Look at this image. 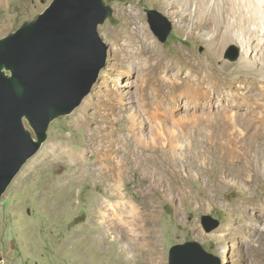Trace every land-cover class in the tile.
Returning <instances> with one entry per match:
<instances>
[{"label":"rangeland","instance_id":"obj_1","mask_svg":"<svg viewBox=\"0 0 264 264\" xmlns=\"http://www.w3.org/2000/svg\"><path fill=\"white\" fill-rule=\"evenodd\" d=\"M52 1L0 0V37ZM107 1L114 13L98 28L111 49L107 65L81 105L52 121L47 140L3 194L0 264H152L159 256L169 264L170 248L188 241L221 264H264V55L254 47L264 33L246 24L251 43L240 45L235 31L221 59L231 73L222 75L208 72L222 61L210 55L217 35L190 19L195 1ZM148 9L171 23L164 42ZM131 19L147 26L158 57L140 41H124ZM207 20L198 22L213 30ZM229 25L239 30L241 23ZM233 46L235 59L227 55ZM245 50L249 75L238 66ZM111 184L156 221L160 246L157 240L152 260L98 223L99 202L118 198ZM206 218L218 225L208 230Z\"/></svg>","mask_w":264,"mask_h":264},{"label":"water","instance_id":"obj_2","mask_svg":"<svg viewBox=\"0 0 264 264\" xmlns=\"http://www.w3.org/2000/svg\"><path fill=\"white\" fill-rule=\"evenodd\" d=\"M161 41L172 26L148 9ZM107 0H53L39 15L0 37V202L26 162L48 138L53 120L81 105L111 51L99 25L112 17ZM239 55L233 46L227 54ZM205 219L210 230L218 225ZM169 264H221L197 241L174 244Z\"/></svg>","mask_w":264,"mask_h":264},{"label":"bare ground","instance_id":"obj_3","mask_svg":"<svg viewBox=\"0 0 264 264\" xmlns=\"http://www.w3.org/2000/svg\"><path fill=\"white\" fill-rule=\"evenodd\" d=\"M187 4L191 5L192 0H185ZM193 5L195 4L197 10L195 12H190V19L193 20V25L196 29L204 28V31L213 32L217 37L213 41V46L210 50V55L212 59L222 61V53L224 46L229 43L234 37V32L239 31L238 40L240 45H244L246 42L251 43L252 31L248 30L249 27H258L260 28L259 33H264V0H193ZM164 5L168 6V0L162 2ZM189 5V6H190ZM186 7V6H185ZM194 9V8H193ZM208 19V23L213 28V30L206 28L200 22H198L199 18ZM204 21V20H203ZM135 25H132V24ZM241 23L238 25L239 30H235L233 25L229 24ZM263 24V25H261ZM125 33L124 41H140L142 43V50L144 53H147L149 56L158 57V46L154 40H152L149 30L144 23L137 22L135 19H131L126 26L124 27ZM258 33V32H257ZM242 38H241V37ZM258 42L261 46H254L260 49L262 54L264 55V39L263 36L257 37ZM235 38H233L234 40ZM257 43V44H258ZM254 44V43H252ZM244 51V50H243ZM248 51L245 50L243 55L239 61L238 66H242L245 68H241V72L246 73L245 75H249L248 70L252 66V64L248 61L247 54ZM264 58V56H263ZM159 60V59H158ZM191 65L194 69L202 71L204 66L199 65V61L191 58ZM264 62V60H263ZM162 62L159 60V63L156 64V69L158 67H162ZM231 64L222 61V65L216 67L215 65L210 66V70L213 73H222V75H228L231 73L228 67ZM264 67V63L262 64ZM233 70V69H232ZM158 103V102H157ZM88 105V104H87ZM159 105V104H157ZM85 107V106H84ZM160 109L157 112H153L151 116H157ZM77 159L78 156L76 157ZM77 159H73V163L77 164ZM114 165V164H113ZM120 170L121 176L123 175L124 169L123 163L116 164ZM109 167V166H108ZM114 167V166H113ZM121 168V169H120ZM85 171V168H84ZM102 173V172H101ZM111 175V174H110ZM113 176V175H111ZM119 177V176H118ZM118 181V180H117ZM118 197L116 202L113 203L111 200L107 201L102 199L99 202L98 212H95V215L101 217L98 223H103L106 225L105 231L108 234H115L113 229H117L122 233V235L126 236L125 245L129 251H138L143 255L146 260H152L151 251L152 249L158 248L154 246V243L157 241L159 245V229L156 225V221L152 218H149L150 213L146 212V216L139 210L138 206L135 204H131L130 200L127 199L126 194L120 188V185L111 184ZM138 212V213H137ZM93 220V219H92ZM89 225L94 224V221H88ZM148 225H151V231H148L146 228ZM118 234V233H117ZM120 234V233H119ZM116 235V234H115ZM156 252V250H154ZM152 264H163V258L159 256L158 259L151 262Z\"/></svg>","mask_w":264,"mask_h":264}]
</instances>
